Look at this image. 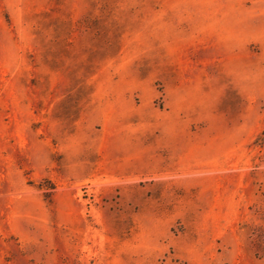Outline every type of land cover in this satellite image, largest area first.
<instances>
[{
  "label": "rangeland",
  "instance_id": "374dc122",
  "mask_svg": "<svg viewBox=\"0 0 264 264\" xmlns=\"http://www.w3.org/2000/svg\"><path fill=\"white\" fill-rule=\"evenodd\" d=\"M0 264H264V0H0Z\"/></svg>",
  "mask_w": 264,
  "mask_h": 264
}]
</instances>
